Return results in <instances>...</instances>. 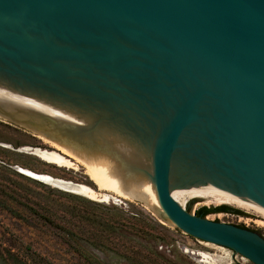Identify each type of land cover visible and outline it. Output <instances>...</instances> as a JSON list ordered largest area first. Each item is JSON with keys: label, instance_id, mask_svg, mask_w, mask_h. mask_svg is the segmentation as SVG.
<instances>
[{"label": "water", "instance_id": "obj_1", "mask_svg": "<svg viewBox=\"0 0 264 264\" xmlns=\"http://www.w3.org/2000/svg\"><path fill=\"white\" fill-rule=\"evenodd\" d=\"M0 86L123 128L150 149L154 212L264 264L261 235L185 200L209 186L264 214V0H0Z\"/></svg>", "mask_w": 264, "mask_h": 264}, {"label": "rangeland", "instance_id": "obj_2", "mask_svg": "<svg viewBox=\"0 0 264 264\" xmlns=\"http://www.w3.org/2000/svg\"><path fill=\"white\" fill-rule=\"evenodd\" d=\"M26 147L55 152L72 166L44 162L25 152ZM59 150L28 130L0 120V264H203L199 253L211 256L212 264H253L198 243L154 212L153 204L100 190L83 164ZM21 168L87 186L108 200L62 191L27 177ZM188 204L196 216L202 208L227 205ZM227 206L240 215L213 212L205 219L244 226L264 238L261 214ZM31 254L42 261L34 263Z\"/></svg>", "mask_w": 264, "mask_h": 264}, {"label": "bare ground", "instance_id": "obj_3", "mask_svg": "<svg viewBox=\"0 0 264 264\" xmlns=\"http://www.w3.org/2000/svg\"><path fill=\"white\" fill-rule=\"evenodd\" d=\"M42 117L72 124L82 128L83 132L79 135L67 133L62 126L50 124ZM0 120L24 128L56 145L63 153L85 166L87 174L100 190L113 191L131 200L143 198L147 203L159 207L156 190L148 178L152 171L150 149L133 140L123 128L109 124L101 117L98 119L97 115L87 110L3 86H0ZM64 134L68 136L64 137ZM24 151L49 164L72 166L71 161L55 152L32 147H26ZM21 170L54 188L73 190L74 194L89 199L108 200L106 195L99 198L101 194L87 186ZM171 194L174 198L173 191ZM185 200L187 203L200 201L205 204H227L246 212L259 213L237 205L226 193L209 186L185 189ZM259 214L264 217V214ZM199 256L203 264H212L211 256L204 253H199Z\"/></svg>", "mask_w": 264, "mask_h": 264}, {"label": "trees", "instance_id": "obj_4", "mask_svg": "<svg viewBox=\"0 0 264 264\" xmlns=\"http://www.w3.org/2000/svg\"><path fill=\"white\" fill-rule=\"evenodd\" d=\"M229 209V208H228ZM208 213H209V209H207V208H202V209H200L199 211H198V213H197V216L198 217H201V218H206V216L208 215ZM238 227H240V228H243V229H247L246 227H244V226H238ZM32 255V254H31ZM37 255V254H36ZM36 255H32V256H30V260H32L34 263H35V260H38V262L39 261H42V259L43 258H41L40 256H36ZM36 264H41V262H39V263H36Z\"/></svg>", "mask_w": 264, "mask_h": 264}, {"label": "flooded vegetation", "instance_id": "obj_5", "mask_svg": "<svg viewBox=\"0 0 264 264\" xmlns=\"http://www.w3.org/2000/svg\"><path fill=\"white\" fill-rule=\"evenodd\" d=\"M213 212H215V213H217V212H234V213H238V215H240V212H235V211H232V210H230V209H228V208L219 209V210H209L208 215L211 214V213H213ZM208 215H207V216H208ZM255 223L257 224L258 221H255ZM260 223L264 224L263 222H260Z\"/></svg>", "mask_w": 264, "mask_h": 264}]
</instances>
